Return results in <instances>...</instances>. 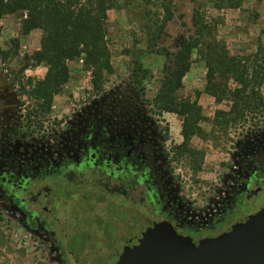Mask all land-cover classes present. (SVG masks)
<instances>
[{"label": "flooded vegetation", "instance_id": "af4514ba", "mask_svg": "<svg viewBox=\"0 0 264 264\" xmlns=\"http://www.w3.org/2000/svg\"><path fill=\"white\" fill-rule=\"evenodd\" d=\"M135 106L108 96L89 101L55 144L51 135L34 139L19 130L23 110L13 117L0 130V236L24 233L53 264H91L100 253L96 243L120 218L199 243L264 215V137L253 136L237 156L223 159L218 187L185 198L171 165L178 158L162 151Z\"/></svg>", "mask_w": 264, "mask_h": 264}, {"label": "rangeland", "instance_id": "374dc122", "mask_svg": "<svg viewBox=\"0 0 264 264\" xmlns=\"http://www.w3.org/2000/svg\"><path fill=\"white\" fill-rule=\"evenodd\" d=\"M164 3L168 4L172 16L153 47L147 30L152 23L160 22L165 12ZM195 11L205 21L216 24V39L226 46L230 55L249 65L257 62L264 66V0H241L238 8L223 9L212 7L211 0H117V6L107 11L105 33L112 72L104 75L101 88L95 90L82 58L67 61L69 80L53 98L50 120L43 123L44 127L37 130L33 138L48 134L52 136L49 144H55L87 102L101 96L122 99L129 106L134 103L136 110L140 109L139 113L152 125L159 146L168 158H178L171 165L180 195L187 198L193 192L197 196L199 192H208L207 187H218L222 182L223 159L237 156L242 144L252 141L253 136L264 137V85L260 87L262 106L258 110L248 112L241 121L221 126L216 123L217 113L229 111L232 101L229 98L217 101L205 90L206 66L193 52L192 64L177 94L185 101H196L199 107V130L186 142L187 148L204 158L196 170L192 157L177 149L184 142L181 135L183 117L160 111L153 104L162 84L164 64L169 63L180 41L195 32L192 22ZM24 17L19 11L0 19V51L17 45V55L13 59L3 60L0 54V118H8L4 123L0 122V130L11 124L13 117L23 110L21 101H30L26 97H17L7 76L8 68L18 69L23 56L40 49L41 30L20 33ZM45 72L46 67L40 64L27 69L25 75L41 79ZM221 83L224 86L226 80L222 79ZM227 85L233 88L234 82L230 80ZM22 140L29 144L33 142L27 136ZM24 236L22 232H17L13 239L0 236V264H53L51 254L40 242Z\"/></svg>", "mask_w": 264, "mask_h": 264}, {"label": "trees", "instance_id": "16d2710c", "mask_svg": "<svg viewBox=\"0 0 264 264\" xmlns=\"http://www.w3.org/2000/svg\"><path fill=\"white\" fill-rule=\"evenodd\" d=\"M211 2L216 9L238 8L241 4V0ZM116 6L117 0H0V19L20 11L25 15L21 21V34H28L34 29L42 32L40 49L23 56L18 69H7V76L17 95L30 100L21 101L23 112L19 130L32 135L44 127V122L50 120L53 98L60 93L70 77L67 61L82 58L84 68L91 74L93 88H101L104 75L112 72L105 35L107 11ZM163 7L165 12L160 22L148 26L149 43L153 47L172 16L168 4L164 3ZM192 22L194 34L183 38L178 49L169 58V63L164 64L162 84L153 98V104L160 111L183 117L181 135L184 142L177 149L192 157V165L197 170L202 157L187 148L186 142L199 130V107L196 101H185L177 94L182 87V79L192 64L193 52L199 55L206 66L205 90L217 101L223 98L232 101L229 111L217 113L216 123L221 126L241 121L248 112L262 106L260 87L264 85V66L257 62L249 65L230 55L226 46L216 39V24L205 21L196 11ZM0 54L3 60L13 59L17 55V45L1 50ZM40 64L46 67L41 79L25 75L27 69ZM137 66L141 68V65ZM222 79L226 80L224 86ZM230 80L234 82L233 88L227 85Z\"/></svg>", "mask_w": 264, "mask_h": 264}, {"label": "water", "instance_id": "95a60500", "mask_svg": "<svg viewBox=\"0 0 264 264\" xmlns=\"http://www.w3.org/2000/svg\"><path fill=\"white\" fill-rule=\"evenodd\" d=\"M120 221L106 228L91 264H264V215H250L222 237L199 243L177 241L135 218Z\"/></svg>", "mask_w": 264, "mask_h": 264}]
</instances>
